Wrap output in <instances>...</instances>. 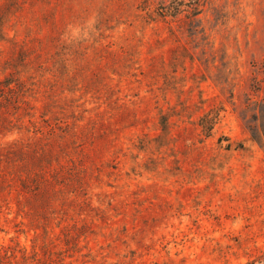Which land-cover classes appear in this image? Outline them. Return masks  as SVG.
Listing matches in <instances>:
<instances>
[{
	"label": "rangeland",
	"instance_id": "374dc122",
	"mask_svg": "<svg viewBox=\"0 0 264 264\" xmlns=\"http://www.w3.org/2000/svg\"><path fill=\"white\" fill-rule=\"evenodd\" d=\"M250 102L264 0H0V264H264Z\"/></svg>",
	"mask_w": 264,
	"mask_h": 264
},
{
	"label": "trees",
	"instance_id": "16d2710c",
	"mask_svg": "<svg viewBox=\"0 0 264 264\" xmlns=\"http://www.w3.org/2000/svg\"><path fill=\"white\" fill-rule=\"evenodd\" d=\"M197 6H199V4H196L190 7V8H194L195 10L194 13L197 12L196 11ZM188 10L187 11L183 10V4L174 5L172 2H170L169 5H166L163 2L161 3L160 8L158 9L159 11L158 14L161 18L174 20V19H178L179 16H177V14L181 13V11H183L184 13L188 12L189 14L192 12L190 9ZM183 12L181 14H183ZM199 13H201V11ZM213 15H214V12H213ZM195 20H201V19H195ZM249 105L250 107L247 105L246 111L249 112L251 108L258 106V108L256 109L253 108L254 111L258 112V114L253 113V114H250V116L248 117L247 114L244 113V114H241V117H239V119L245 125V127L248 128L250 132V138L254 142H261L262 144V142H264V129H260V123L261 121L264 120V102H257V103L250 102ZM260 112H261V115H260ZM246 117L248 118L246 119Z\"/></svg>",
	"mask_w": 264,
	"mask_h": 264
}]
</instances>
